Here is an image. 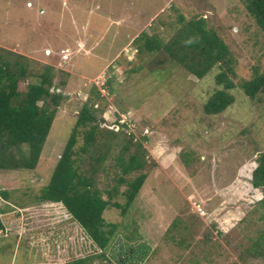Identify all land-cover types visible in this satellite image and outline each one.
<instances>
[{"label": "rangeland", "instance_id": "obj_1", "mask_svg": "<svg viewBox=\"0 0 264 264\" xmlns=\"http://www.w3.org/2000/svg\"><path fill=\"white\" fill-rule=\"evenodd\" d=\"M179 16L204 18L224 41L236 61V85L253 68L264 71V34L242 0H0V53L28 57L33 72L51 66L53 89L66 96L36 168L0 170V264L76 259L68 253L79 226L38 198L92 92L100 127L116 132L121 145L131 138V153L144 152L147 179L126 216L105 211L120 228L106 257L92 252L88 264H264V189L252 185L264 155V96L251 100L236 87L233 105L207 115L217 69L197 79L157 54L150 72L151 57L137 38L169 41ZM111 161L98 174L101 189L115 183ZM125 188L115 197L120 204Z\"/></svg>", "mask_w": 264, "mask_h": 264}, {"label": "trees", "instance_id": "obj_2", "mask_svg": "<svg viewBox=\"0 0 264 264\" xmlns=\"http://www.w3.org/2000/svg\"><path fill=\"white\" fill-rule=\"evenodd\" d=\"M242 1L264 34V0ZM137 39H140L137 42L139 51L151 57L150 72L157 68L155 63L161 59L157 54L166 55L172 64L182 67L197 79H203L211 70L217 69L215 84L219 88L203 105L207 115L220 114L233 105L235 99L231 91L236 87L251 100L264 96V71L253 68L252 77L236 85L234 56L217 33L207 28L202 17L186 20L179 16L175 33L167 42L157 35L148 36L145 33ZM141 69L142 66L137 70ZM25 81H29L27 90L21 91L19 85ZM60 84L65 85L62 81ZM53 88L51 66L44 65L42 71L33 72L28 57L8 50L1 51L0 170H33L38 165L57 109L66 98ZM95 94L91 93L78 112L50 179L40 190L38 198L39 202L59 205L66 218H71L79 226L81 237L75 239L74 248L68 253V258L76 256L72 264H88L93 259L90 253L96 251L99 253L94 256L106 257L120 225L107 222L105 211L116 208L122 216H126L147 179L144 152L139 148L131 153V138L121 145L116 132L100 127L97 116L102 110L99 107L95 109L98 99ZM112 140H117V143ZM115 144L121 147L117 155L111 156ZM111 160L117 172L115 183L110 188L101 189L98 174L108 169L106 165ZM184 163L188 165L187 160ZM123 185L126 187L122 192L125 202L120 204L115 197L120 195L119 189ZM252 185L264 189V155L259 158L258 166L252 173ZM1 193L8 198V192ZM261 202L264 205V198ZM3 214L0 208V231L5 230ZM82 237L85 242H78L77 239Z\"/></svg>", "mask_w": 264, "mask_h": 264}]
</instances>
